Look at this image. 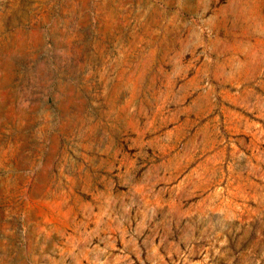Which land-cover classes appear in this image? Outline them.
Listing matches in <instances>:
<instances>
[{"label":"rangeland","instance_id":"374dc122","mask_svg":"<svg viewBox=\"0 0 264 264\" xmlns=\"http://www.w3.org/2000/svg\"><path fill=\"white\" fill-rule=\"evenodd\" d=\"M0 264H264V0H0Z\"/></svg>","mask_w":264,"mask_h":264}]
</instances>
